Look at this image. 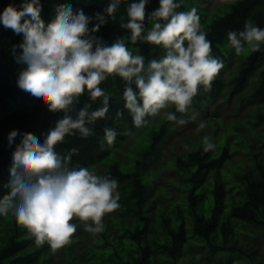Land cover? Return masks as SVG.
I'll use <instances>...</instances> for the list:
<instances>
[{"label":"trees","instance_id":"16d2710c","mask_svg":"<svg viewBox=\"0 0 264 264\" xmlns=\"http://www.w3.org/2000/svg\"><path fill=\"white\" fill-rule=\"evenodd\" d=\"M24 2L25 0H0V14L9 5L20 10ZM110 2L111 0H39L42 7L41 18L45 25L54 20L58 8L70 5L74 14L82 10L89 17L90 30L99 23L97 13L105 17L106 23L93 35L101 38L107 45L124 39L129 50L134 55H143L146 63L165 55L162 47L144 41L132 44L130 30L121 27V24L129 20L127 8L139 0H121L113 16L105 12ZM175 2L181 5L176 11L197 9L203 30L211 41L212 55L223 63L229 64L236 53L228 40L229 31H242L249 18L256 26L264 28V0H235L234 3L228 0L227 5L218 10H206L199 0ZM159 6V0H148L144 21L146 31L156 22L148 17ZM22 41L23 34L16 35L0 23V197L9 191L7 185L12 154L23 134L31 133L43 143L44 135L64 115L63 112L49 111L42 102H37L29 93L18 88L19 73L26 68V65L16 60L21 51L18 45ZM13 46H17L15 52ZM237 57L239 63L231 79L233 86L229 94L242 90L249 79L256 75L257 80L254 81L255 85L249 96L264 101V44H261L258 52L249 51ZM224 83L219 72L211 91L205 93L201 89L193 101L198 105H205V98H213ZM99 87L110 94L106 118L97 119L94 124L89 125L93 135L81 138L77 132L74 136L66 137L63 143L56 146L55 151L61 157L71 153L70 167H88L98 175L116 179L120 207L115 214H109L108 219L104 220L105 230L102 233L93 235L86 232L84 237H80L84 240L87 235L93 241L85 242L86 249L80 256L70 252L73 243L65 249V264L177 263L182 249L188 244L197 249H207L211 253H236L251 258L243 247L227 243V237L232 221L249 226L255 234L264 233V154L254 152L251 144L249 148L254 154V162L248 168L242 165L243 172H234V185H231L230 179L225 176V172L229 171H222L223 175L218 172L219 166L230 156L228 141L227 145H218L215 135L211 140L216 149L207 153L203 151L202 140L186 145L183 154L175 152L174 157L167 161L181 177L177 185L184 189L183 200L175 202L169 209L159 206L154 210L156 172L154 169L146 171V167L158 154L160 144L168 132V125L165 122L160 125L150 123L146 127L135 128L132 117L125 108L123 93L126 84L119 76L108 77ZM132 87L136 90L134 84ZM102 101V97L93 101L85 90L72 107L78 111L85 104H91L89 110L94 111L103 106ZM76 111L71 113L73 117ZM117 112L122 113L120 118H117ZM172 112H175L174 107ZM258 116L264 120V113H258ZM106 127L117 132L112 146L104 141ZM13 130L17 131V136L9 146V134ZM135 130H139L136 135L133 133ZM125 132L132 134L125 135ZM129 136H133V141L125 150L120 149L119 145ZM188 148L195 150L188 151ZM97 164L105 165L102 172H98ZM208 173L211 182L200 185ZM236 188L240 197L233 198L229 191ZM224 201L227 202V207L223 205ZM77 224L84 227L79 220ZM31 238L27 229L19 225L11 213L7 216L0 215V264H53L47 252L48 244H30ZM194 254L196 253L189 251L191 258L188 264H198L192 259Z\"/></svg>","mask_w":264,"mask_h":264},{"label":"clouds","instance_id":"9594fccd","mask_svg":"<svg viewBox=\"0 0 264 264\" xmlns=\"http://www.w3.org/2000/svg\"><path fill=\"white\" fill-rule=\"evenodd\" d=\"M120 3L121 0H111L105 12L113 16ZM147 3L148 0L131 3L127 9L129 20L121 24L130 30L132 44L144 41L162 47L165 55L147 63L143 55L129 50L124 39L109 46L93 35L106 23L99 13V23L91 30L89 17L82 10L74 14L70 5L58 8L54 20L47 25L41 18L39 0H25L20 10L9 5L0 14V23L6 29L23 34L16 60L26 68L19 73L18 88L42 102L49 111L64 113L44 135L43 143L31 133L23 134L12 154L9 191L0 197V215L11 213L37 245L47 243L53 252L74 242L77 225L73 220H79L85 231L96 235L105 230L103 218L120 207L116 179L98 175L88 167H70L71 153L61 157L55 151L66 137L77 132L81 138L93 135L89 125L106 118L110 94L99 85L110 76L124 80L125 108L137 129L148 126L150 118L155 117L183 126L189 121L178 119L176 113L192 110L194 98L201 89L205 93L211 91L224 67L212 55L211 41L196 8L176 11L181 5L175 0H159V8L148 17L156 22L146 31ZM228 40L237 55L258 52L264 44V28L249 18L242 31L228 32ZM16 47L13 46L14 52ZM85 90L93 101L102 97L103 106L90 111L91 104H85L76 111L72 106ZM173 107L175 112L167 111ZM197 115L192 112L190 120L195 121ZM121 116L117 112V118ZM206 126L205 121H200L197 131ZM16 136L15 130L9 134V146ZM116 136L115 129H104L108 146L114 144ZM202 143L204 152L215 151L210 136L205 135Z\"/></svg>","mask_w":264,"mask_h":264},{"label":"rangeland","instance_id":"374dc122","mask_svg":"<svg viewBox=\"0 0 264 264\" xmlns=\"http://www.w3.org/2000/svg\"><path fill=\"white\" fill-rule=\"evenodd\" d=\"M227 1L199 0L206 10H218L221 6L227 5ZM231 60L229 64L223 63L224 67L221 69L220 75L225 83L213 98H205V105H198L193 101L192 110L186 114H176L178 119L188 120L187 124L181 126L162 117L150 118L151 123L155 125H160L163 122L168 125V132L160 144L158 154L149 161L146 167V171L154 169L156 172L155 185L157 190L153 194L154 210L159 206L169 209L175 202L183 200L184 189L177 185L181 177L167 164V161L174 157L175 152L183 154L186 145L203 140L205 135L210 136L211 139L216 135L218 145H227L228 141L230 156L219 166L218 172L223 175L222 171H229L225 172V176L230 179L231 185H234V176H232L234 172H243L244 167L242 165L248 168L254 162L252 159L254 154L249 148L251 144L254 146V152L264 154V120L258 116V113H264V101L249 96L257 76H252L242 90L229 94L233 86L231 79L236 73L239 63L236 53L231 57ZM167 111L172 112V108ZM192 112L198 114L195 121L190 120ZM200 121H205L207 126L203 130L197 131ZM138 132L139 130H135L133 133L136 135ZM132 141L133 136H129L119 145L120 149L125 150ZM115 152L120 155L118 150ZM104 166V164H97L98 172H102ZM207 182H211L209 173L206 174L200 185L203 186ZM230 193L233 198L240 197L238 188L232 189L229 191ZM223 205L228 206L225 201ZM116 211L110 214H115ZM108 217L109 214L103 219H108ZM72 222L77 225V232L74 234L75 241L70 252L75 256H80V253L86 249L85 242L92 243L93 241L92 237L87 235L84 240L80 239V237H84L87 231L84 230V227L78 226L77 220ZM31 237L30 244H36L35 238ZM227 243L243 247L252 257L249 258L244 254L236 253H211L207 249H197L192 244H188L182 249L177 263L162 261L161 264H188L191 258L189 251L196 253L192 255V259L198 264H264V233L255 234L249 226L232 221ZM67 247L53 252L48 245L47 252L50 254L53 264H65L64 255Z\"/></svg>","mask_w":264,"mask_h":264}]
</instances>
